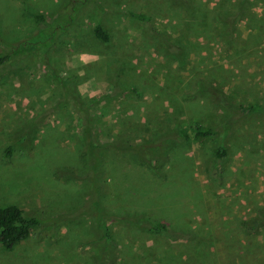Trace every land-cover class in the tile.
Masks as SVG:
<instances>
[{
  "label": "rangeland",
  "instance_id": "rangeland-1",
  "mask_svg": "<svg viewBox=\"0 0 264 264\" xmlns=\"http://www.w3.org/2000/svg\"><path fill=\"white\" fill-rule=\"evenodd\" d=\"M67 1L0 0V55L11 53L12 61L0 73V207L14 205L41 222L12 250L0 246V264H95L104 240L84 212L98 203L95 194L78 196L89 171L83 115L102 141L135 143L193 124L217 133L170 153L163 178L129 155L112 163L126 167L128 179L106 166L105 205L193 232L171 241L112 223L113 264H264V229L246 233L240 225L264 208V112L240 118L196 92L197 82H214L231 105L264 107V0H199L193 13L169 0H81L62 22ZM226 12L238 13L229 44L214 20ZM96 24L111 35L109 45L93 39ZM152 29L183 45L182 63L167 56ZM77 103L81 111L88 106L82 116ZM22 124L36 127L26 146L13 134ZM24 128L15 134L28 136ZM224 139L214 177L213 150ZM131 158L133 168L123 163ZM149 182L154 190L138 206Z\"/></svg>",
  "mask_w": 264,
  "mask_h": 264
},
{
  "label": "trees",
  "instance_id": "trees-1",
  "mask_svg": "<svg viewBox=\"0 0 264 264\" xmlns=\"http://www.w3.org/2000/svg\"><path fill=\"white\" fill-rule=\"evenodd\" d=\"M81 0H69L67 1L66 7H70V10H63L62 12V22L68 14L71 16L73 7L76 4L80 3ZM199 0H169V4L173 8H178L180 11H185L188 13H193V10L198 7ZM69 12V13H68ZM67 14V15H66ZM130 16L139 21L147 23L149 18L141 13H129ZM238 17V13L230 14L226 13H216L214 20L217 23H220L219 31L222 34L226 35L225 43H230V39L233 37L235 29V20ZM41 16L36 17V21L41 25ZM56 24V21L55 23ZM67 25L66 22L64 23ZM60 28V27H59ZM61 29V28H60ZM45 29L36 31L31 38L36 37L44 32ZM46 32V31H45ZM61 33V31H60ZM59 33V34H60ZM93 39L102 44L109 45L111 43V35L105 29H103L99 24H96L91 29ZM152 36L155 35L158 40L164 44L165 53L168 57L172 59L175 58L178 63H182L184 59V47L181 43H174L169 40L162 34L158 33L156 30L152 29ZM60 36V35H59ZM53 37V34L51 35ZM77 40V39H76ZM36 44H40L36 42ZM41 44H45L44 41ZM38 47V46H36ZM9 54L0 55V73L5 70V68L12 62ZM11 61V62H10ZM67 89V88H66ZM66 94L71 95L72 90H65ZM196 92L203 96L204 99L212 106H229V109H232L233 113L237 117H248L256 114H261L264 112V107L255 106V105H238L233 106L228 102V95L225 93L223 88L220 85L214 82H207L201 80L196 84ZM75 96V101L77 100ZM77 107H80L77 103ZM88 106L81 111V116L83 113L87 112ZM83 128L81 130V139L86 149V155L88 159L89 171L86 174L85 181L81 183V193L78 194L88 196L89 194H95L97 203V209L92 206L89 207L87 211L84 212V216L89 218V221L92 222L93 226L96 227L99 232L102 234L100 240H104L103 244H100L98 247V252L95 257V264H113L116 258V249L112 247V235H111V224L117 223L118 225L123 226L124 228L133 227L140 231H145L148 234L161 236L163 238L169 239L171 241L179 240H190L193 238V232L190 229L184 228L183 226H174L168 224L167 222L161 220L151 219L145 217L144 214H141L135 211H129L123 207H118L116 209L110 208V205H105L103 203L105 198V190L107 187L101 179V176L107 170L106 166L111 165L108 169L114 175L118 176V179L130 178L132 175L127 173L129 170L126 167L119 166L115 162L119 156H131L135 157L141 164V169L149 175L151 174L154 177L163 178L167 164L170 158V153L175 149L184 146L185 143H195L197 145H202L209 137L215 136L217 133L210 130L209 128L203 127L198 124H193L190 131L186 129H177L176 127H167L162 129L159 132H156L155 135H152L150 138L142 137L140 141L131 143L128 141L111 139L110 141H102L99 137H95L92 133L93 126L90 125L87 120V115H83ZM92 124V122H91ZM25 128L27 129L28 136L23 135V133L15 134L17 129ZM31 124H22L13 130V134L17 139V143L26 146L30 141V135L35 130ZM228 127H226L225 136L228 135ZM28 137V140L26 138ZM226 140L224 139L222 144L213 150V155L216 160V166L212 170L214 177L217 176V173L220 172V163L224 161L226 157ZM259 148L264 152V137H262L259 144ZM5 155L8 156L9 148L5 150ZM125 154V155H122ZM132 158L130 161L123 162L125 166L133 168ZM69 176H66V178ZM151 186V188H150ZM153 184L149 182L145 185V190L142 191L143 198L138 202V206L147 204V195L153 191ZM80 189V187H79ZM92 189V192H88ZM72 208V205L69 206ZM93 208V209H91ZM90 210V211H89ZM64 211V210H63ZM99 221L96 223L95 221ZM41 222L33 217L26 216L21 209L14 205H6L0 207V246L6 250H12L14 246L25 242L34 228L38 227ZM241 227L246 233H257L259 230L264 229V208L257 209L254 216L250 217L247 220L241 221Z\"/></svg>",
  "mask_w": 264,
  "mask_h": 264
}]
</instances>
